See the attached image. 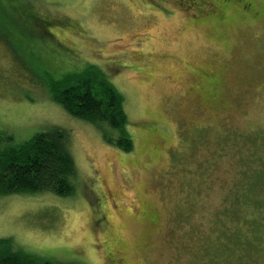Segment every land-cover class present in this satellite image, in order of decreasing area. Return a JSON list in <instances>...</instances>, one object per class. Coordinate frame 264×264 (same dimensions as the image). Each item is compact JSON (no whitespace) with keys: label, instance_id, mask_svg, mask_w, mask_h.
Masks as SVG:
<instances>
[{"label":"rangeland","instance_id":"374dc122","mask_svg":"<svg viewBox=\"0 0 264 264\" xmlns=\"http://www.w3.org/2000/svg\"><path fill=\"white\" fill-rule=\"evenodd\" d=\"M185 2L0 0V135L63 129L77 168L70 197H0V238L60 264H264V0ZM89 66L130 153L51 98Z\"/></svg>","mask_w":264,"mask_h":264},{"label":"trees","instance_id":"16d2710c","mask_svg":"<svg viewBox=\"0 0 264 264\" xmlns=\"http://www.w3.org/2000/svg\"><path fill=\"white\" fill-rule=\"evenodd\" d=\"M48 87L52 100L69 115L94 125L108 144L126 153L133 151L124 96L100 69L89 66L57 81L48 79ZM9 140L0 135V197L51 193L66 198L75 194L77 168L65 130L53 128L25 142L5 145ZM0 264L60 263L17 248L7 237L0 238Z\"/></svg>","mask_w":264,"mask_h":264},{"label":"flooded vegetation","instance_id":"af4514ba","mask_svg":"<svg viewBox=\"0 0 264 264\" xmlns=\"http://www.w3.org/2000/svg\"><path fill=\"white\" fill-rule=\"evenodd\" d=\"M184 1V0H183ZM187 1H191V0H186V2L185 3H188ZM196 4V3H195ZM197 6H198V14L199 15H202V16H206V17H208L209 18V16H212L213 14H216V15H219L220 17L222 16V13L220 12V11H214V10H211L210 8H205V11L203 10V8H204V5H202L201 3H198L197 4ZM187 9L188 10H190L191 8L188 6L187 7ZM193 13V12H192ZM198 14H197V16L196 15H194V17L196 18L195 20H198L199 18H198ZM213 17V16H212ZM194 20V19H193ZM194 20V21H195Z\"/></svg>","mask_w":264,"mask_h":264}]
</instances>
